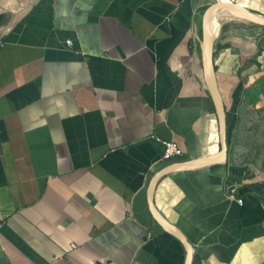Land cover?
Wrapping results in <instances>:
<instances>
[{
	"label": "crops",
	"instance_id": "1",
	"mask_svg": "<svg viewBox=\"0 0 264 264\" xmlns=\"http://www.w3.org/2000/svg\"><path fill=\"white\" fill-rule=\"evenodd\" d=\"M213 1L0 0V264H187L149 191L222 149L202 61ZM214 18L229 159L162 177L155 207L194 264H264V27ZM165 141L183 154L165 160Z\"/></svg>",
	"mask_w": 264,
	"mask_h": 264
},
{
	"label": "water",
	"instance_id": "2",
	"mask_svg": "<svg viewBox=\"0 0 264 264\" xmlns=\"http://www.w3.org/2000/svg\"><path fill=\"white\" fill-rule=\"evenodd\" d=\"M218 9H225L228 12H232L237 18L242 20L264 26V14H258L247 7L244 3L237 0H216L211 2L205 9L203 14V41H202V61L204 68V76L213 103L216 107L217 114L220 121L221 132V145L222 149L213 156H206L199 159H193L183 162H177V164L171 165L165 169L159 171L151 182V188L149 191V202L152 212L157 221L174 235L179 242L183 244L188 253L187 264L193 263V247L185 233L180 228L171 223L164 215H162L155 207V188L160 179L170 173L177 171L178 169L210 166L214 164H226L229 159V140H228V112L224 95L219 87L215 61H214V32L212 24L216 18H214L215 12Z\"/></svg>",
	"mask_w": 264,
	"mask_h": 264
},
{
	"label": "built area",
	"instance_id": "3",
	"mask_svg": "<svg viewBox=\"0 0 264 264\" xmlns=\"http://www.w3.org/2000/svg\"><path fill=\"white\" fill-rule=\"evenodd\" d=\"M67 44L73 46L72 41H67ZM163 144L165 147V152L163 156L165 160H169L171 158H174L176 156L183 154V150L179 148L176 145V143L165 141L163 142ZM239 190H240V187L235 183L231 182V184L228 185V194L231 199H237ZM239 203L241 205H244V199H239Z\"/></svg>",
	"mask_w": 264,
	"mask_h": 264
},
{
	"label": "bare ground",
	"instance_id": "4",
	"mask_svg": "<svg viewBox=\"0 0 264 264\" xmlns=\"http://www.w3.org/2000/svg\"><path fill=\"white\" fill-rule=\"evenodd\" d=\"M221 23V22H220ZM222 27V26H221ZM212 29H213V32L215 33L218 29V23H217V20L215 19L213 24H212ZM221 31V30H220Z\"/></svg>",
	"mask_w": 264,
	"mask_h": 264
},
{
	"label": "trees",
	"instance_id": "5",
	"mask_svg": "<svg viewBox=\"0 0 264 264\" xmlns=\"http://www.w3.org/2000/svg\"><path fill=\"white\" fill-rule=\"evenodd\" d=\"M255 25H257V24H255ZM260 26V25H259ZM264 27V26H263Z\"/></svg>",
	"mask_w": 264,
	"mask_h": 264
}]
</instances>
